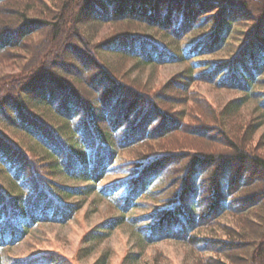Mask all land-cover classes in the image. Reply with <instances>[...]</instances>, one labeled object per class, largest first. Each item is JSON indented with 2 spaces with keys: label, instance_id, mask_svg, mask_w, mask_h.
<instances>
[{
  "label": "trees",
  "instance_id": "16d2710c",
  "mask_svg": "<svg viewBox=\"0 0 264 264\" xmlns=\"http://www.w3.org/2000/svg\"><path fill=\"white\" fill-rule=\"evenodd\" d=\"M94 192L120 213L90 243L128 220L184 264H264V0H0V264H64L7 249Z\"/></svg>",
  "mask_w": 264,
  "mask_h": 264
},
{
  "label": "rangeland",
  "instance_id": "374dc122",
  "mask_svg": "<svg viewBox=\"0 0 264 264\" xmlns=\"http://www.w3.org/2000/svg\"><path fill=\"white\" fill-rule=\"evenodd\" d=\"M182 68V64L148 68L143 76L146 78L147 74L153 73L155 85H158ZM195 88L216 106L236 95L234 92L219 90L205 82L196 83ZM121 176V174L108 175L101 184L119 179ZM67 182L82 184V181ZM147 212H149L148 207L140 206L130 211L128 215L140 216ZM119 213L110 198L94 192L86 197L81 209L72 220L66 223L44 222L36 225L24 240L7 249V261L14 258L25 261L26 258L44 252H54L64 264H100L104 255L105 264H184L186 247L182 242L167 239L152 244H142L128 220L120 226L108 229V236L90 243L87 239L89 232Z\"/></svg>",
  "mask_w": 264,
  "mask_h": 264
}]
</instances>
